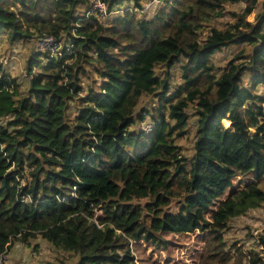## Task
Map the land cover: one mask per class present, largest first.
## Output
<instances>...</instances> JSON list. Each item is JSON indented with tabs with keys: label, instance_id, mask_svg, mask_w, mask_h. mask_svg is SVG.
I'll use <instances>...</instances> for the list:
<instances>
[{
	"label": "trees",
	"instance_id": "trees-1",
	"mask_svg": "<svg viewBox=\"0 0 264 264\" xmlns=\"http://www.w3.org/2000/svg\"><path fill=\"white\" fill-rule=\"evenodd\" d=\"M161 1L139 16L140 0H107L121 13L104 23L88 0H0V34L34 40L23 82L0 59V264L36 236L75 264H139L131 241L195 230L208 232L196 264H264V233L249 246L224 236L264 199V8L248 20L258 0ZM43 33L60 56L38 47ZM231 43L250 49L217 72L212 54ZM190 114L187 154L176 138Z\"/></svg>",
	"mask_w": 264,
	"mask_h": 264
},
{
	"label": "rangeland",
	"instance_id": "rangeland-1",
	"mask_svg": "<svg viewBox=\"0 0 264 264\" xmlns=\"http://www.w3.org/2000/svg\"><path fill=\"white\" fill-rule=\"evenodd\" d=\"M140 3L141 6L134 7L136 14L139 16H150L157 10V8H159L162 1L140 0ZM263 3L264 0H258L257 7L247 16L248 20L256 18L258 13L264 8L262 7ZM117 13H121V10L118 12L112 11L106 17H101V21L107 23L109 18ZM219 19L224 21L226 19H231V17L224 15ZM7 36V32L0 34V56L6 58L9 54L14 53V49L17 51L18 56H12L14 58L7 59L6 62L2 63V66L6 71L12 73L14 76H22L19 80H22L23 82L25 58L27 54H30L31 49L34 46V40H28L27 45L25 44V41H17L13 45L8 41ZM14 46L17 48H14ZM242 48H245V53H247L250 49V45L231 43L222 47L220 50L215 51L212 54V58L217 65V72L239 49ZM157 69H159V67ZM171 73V86L173 87L175 86V83H178L181 80L180 71L177 69L176 65L171 68ZM248 79L249 78L247 76L244 78L245 81H248ZM21 87H24L23 84ZM257 89L258 91H262L264 86L258 85ZM156 99L157 98L153 95L143 96L137 106V110L140 109L142 104L150 105L151 103H155ZM148 119L150 118L147 116L145 120ZM142 122L137 121L133 123L130 126V129H138L140 127L144 128L145 124L143 125ZM224 122L227 123V121ZM194 126L195 118L193 114H190L189 124L187 126L188 132L183 136L176 138L177 143L181 145L183 151L187 154H190L192 151ZM253 177V172H241L234 179V184L241 186L245 181ZM259 185L264 189V175L261 177ZM227 191L228 190L224 191L222 197L226 195L225 193H227ZM98 213H100V211H98ZM228 224V227L224 231L227 243H230L234 239H238L235 240V242L237 243V241H239V243L244 246L254 244L252 242L258 240V235L264 233V199L259 202L258 206L251 208L245 214L232 217ZM207 234V230H195L188 233H166L165 236L170 238L171 242L164 247L160 245H152L145 240L131 241L130 247L135 253L139 264H152L153 262H159L161 264H196V262L199 261L200 251H202L204 247V242L207 240ZM257 247L261 248V254L264 255V248H262V245ZM59 258L63 259L64 264H75L76 262V258L73 255H69L68 252L66 253V251L60 248L53 247V245L42 239L40 236H36L30 238L29 241L26 242L14 240L11 247L5 252L4 263L47 264L48 261L53 263L59 262ZM244 264H248V259H245Z\"/></svg>",
	"mask_w": 264,
	"mask_h": 264
},
{
	"label": "built area",
	"instance_id": "built-area-1",
	"mask_svg": "<svg viewBox=\"0 0 264 264\" xmlns=\"http://www.w3.org/2000/svg\"><path fill=\"white\" fill-rule=\"evenodd\" d=\"M87 14H93L95 16L106 17L112 11L118 12V9H111L107 0H88ZM38 47L41 50L49 51L52 55L60 56L62 41L58 40L53 34L43 33L38 40ZM146 130L150 128V124H146L144 127Z\"/></svg>",
	"mask_w": 264,
	"mask_h": 264
},
{
	"label": "crops",
	"instance_id": "crops-1",
	"mask_svg": "<svg viewBox=\"0 0 264 264\" xmlns=\"http://www.w3.org/2000/svg\"><path fill=\"white\" fill-rule=\"evenodd\" d=\"M14 48H17V47L14 46ZM13 55L18 56V55H17V51H16L15 49H14V53L9 54L6 58L0 56V59L3 58V59H6V61H7V59H10V58L12 59V58H14V57H12ZM15 60H16V59H15ZM13 61H14V60H13ZM19 61H20V59H19Z\"/></svg>",
	"mask_w": 264,
	"mask_h": 264
}]
</instances>
